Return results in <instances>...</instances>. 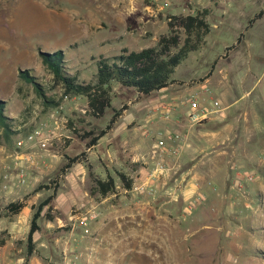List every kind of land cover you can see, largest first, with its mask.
<instances>
[{
    "label": "rangeland",
    "instance_id": "1",
    "mask_svg": "<svg viewBox=\"0 0 264 264\" xmlns=\"http://www.w3.org/2000/svg\"><path fill=\"white\" fill-rule=\"evenodd\" d=\"M125 1L127 3L122 0H0V100L4 101L3 114L8 118L7 135L0 127V214L6 203L20 201L23 197L32 207L37 206L51 191L30 193L39 185L54 181L56 185L51 187L55 186V198L48 211L52 221L40 218V229L34 234L33 255L39 264H264V135L245 136L242 151L210 153L218 155L212 167L205 168H192L199 153L185 165L182 164L184 152L167 159L152 147L148 154L117 144L109 147V157L106 153L97 154L93 149H86L87 140L81 141L73 134L69 123L80 134L98 132L108 123L113 110L126 107L125 112H129L118 119L112 132L125 134V123L132 113L150 109L152 94L143 96L114 84L111 109L100 119L86 117L85 98L64 100L61 85L55 82L40 56L61 51L66 70L79 81L89 82L97 74L100 58L114 57L122 49L140 51L155 46L159 36L167 31L169 15L193 14L195 9L212 1L226 5L230 14L217 24V29L214 25L221 13L213 11L216 17L212 16L209 22L211 29L206 45L190 53L172 76V79L187 81L200 74L204 65L210 64L226 46L235 43L246 18L264 9V0ZM118 2L128 6L117 10L113 4L117 7ZM248 12L249 17L245 18ZM144 15L149 21L137 26L135 16ZM260 20L249 34L256 35L259 31L264 34V15ZM132 27L137 28L134 34L129 32ZM193 59L203 65L190 68ZM237 62L233 59L232 66L239 67ZM24 70L34 78L38 92L34 84L19 77V72ZM255 88L248 97V101L253 102L254 113L249 111L250 117L242 121L241 127L253 126L251 118L256 116L257 126L264 129V79L260 78ZM187 90L188 87L183 89L186 94L183 99L190 94ZM47 100L57 101L62 109L46 104ZM40 122L47 123L51 139L47 159L44 157V163L38 168H29L33 174H27L26 183L21 185L17 183L13 155L25 150H17L15 142ZM135 123L141 122L135 121L129 127H135ZM152 138L155 142L156 138ZM260 147L263 149L257 151ZM96 150L99 153L98 147ZM81 153L85 155L83 164L73 165L62 176L59 170L65 159L61 157L53 162L48 156L74 157ZM132 157L135 162L131 161ZM158 163L165 166L166 172L157 182H152L150 195L147 192L124 194L117 178L114 194L105 199L90 195L94 178L114 174L117 169L130 177L132 174L135 187L145 182ZM195 172L202 177L199 186L207 195L194 193L184 200L186 182ZM151 199L160 215L153 223L155 231L148 233L146 225L150 221L139 216L135 220L117 217L118 212L124 213V209L135 207V203L142 207ZM190 205L193 207L188 210ZM179 208L183 209L182 213ZM175 209L179 210L177 216ZM46 211L47 207L42 214ZM89 213H94L95 218L88 220L85 227L79 226L77 219ZM9 236L10 251L15 252V257L25 259V228L15 232L7 228L0 231V239Z\"/></svg>",
    "mask_w": 264,
    "mask_h": 264
},
{
    "label": "crops",
    "instance_id": "2",
    "mask_svg": "<svg viewBox=\"0 0 264 264\" xmlns=\"http://www.w3.org/2000/svg\"><path fill=\"white\" fill-rule=\"evenodd\" d=\"M122 2L127 3V1L125 0H122ZM128 3H131V0H128ZM211 3H209L208 5H203L201 8L197 9H211V14L208 17V22H210L211 17L213 16V11L218 10L219 13H221V17H218L220 18V20L215 23L216 25H214L215 28H217V24H220V21L226 16V14H230V12L227 10L226 5H219V3L216 4L214 1H212ZM124 5L126 7L128 6V4H121L120 2H118L117 7L115 4H113V7L117 8L118 10L120 8H124ZM197 9H195V11ZM195 11L193 14L188 15H194ZM261 12L262 15L260 16V18L256 19L249 26V21ZM248 14L249 12L245 13V18L248 16ZM178 15L183 14L174 13L169 16ZM263 15L264 9L252 13L250 17L248 16L249 18H246L247 22L245 26L242 28V30L240 28L239 33L236 34L237 38L235 43L231 46H226L223 51L219 52L215 56L210 64H205V68L201 71L200 74L198 73L193 75V78H189V80L187 81L173 78V83L169 84V86L157 92L151 93L152 95L151 97L149 96L150 101L148 104L150 106V109L147 110V112H139V114H136L132 111L133 113L131 117H129L128 121L125 123V134H122V131L119 133H112L113 127L117 123L118 119L123 114H127L129 112H125V110H123L112 128L97 141V144L94 147L87 150L93 149L97 154L101 153L103 155L104 153H106L105 156L109 157V147L119 144L120 147H130V149H133L134 151L141 150L149 154V151H151V147L155 148L156 141H152V137L157 138L158 132L169 131L180 135L181 141L179 142L180 145L178 153L184 152V156H186L182 157L185 158V161H183L182 164H187V162H189L188 160H191L195 155L199 153V159L192 165V168H205L212 167V162L215 158H217L218 155V153L215 155L210 153L216 151H218L219 154L226 152L233 153L238 150L242 151V146H244L243 138L245 136L264 135V129L257 126L256 116L251 118L253 126H251L250 128L241 127L242 121H247L249 119L250 112L254 113L253 102H249L248 97L251 95V93H254L256 91L257 88H255V83H257L260 78L264 79V34L262 31H259V33L256 35L249 34L250 29H252L261 21L260 19ZM135 17L136 23H134L137 26H140V24L149 21L148 17H145V15ZM137 19L141 20L137 21ZM136 31L137 28L133 27L129 30L131 34H134ZM240 35H242L240 37V41L237 42V39ZM206 43L207 41L205 39L204 45H206ZM228 47H231V49L226 50V48ZM230 53H232V55H230ZM187 59L188 57L183 62H185ZM233 59L238 61L237 65L239 67L232 66L231 61L233 62ZM193 61L194 63L190 64L189 66L192 69H196L197 66L203 65L202 62H199L198 59H193ZM193 64L195 65L193 66ZM227 64H229L230 66H228ZM185 69L189 70L187 66H185ZM192 81L193 84L190 85L189 83ZM185 87H188L187 91H189L190 94L188 97L183 99L182 97L186 95L183 91ZM190 96H193L199 103V106L203 109H206L207 111H213V102L218 101L221 106V110L219 112H213L209 115L207 120L194 127V125H191L189 123L186 117L189 111L188 98ZM139 103L140 102L138 101L137 104ZM165 107L168 108L167 112L165 110ZM165 113H168V116L166 118ZM135 121L141 123H135V127L133 128L129 127L131 124H134ZM136 125H138V127H136ZM175 144L177 145L178 143L167 142L166 147L169 150L170 147L175 146ZM75 147L72 151L75 150ZM97 147L99 149V153L96 150ZM262 149L263 148L260 147V149L256 150L258 151ZM72 151L69 152L71 153ZM65 155L66 154H62V156H56L55 154H52L50 156L48 154L49 158H53V162L60 160L61 157L64 159ZM178 155L179 154H177L176 156H171L169 154H165L163 155V157L165 156L167 159H171L173 157H177ZM45 158L47 159L46 156ZM131 161L135 162L136 159L132 157ZM81 164H83V162L75 163L73 165ZM106 168L108 170V167ZM145 170V168L142 170L143 175L145 174ZM27 174L31 176L33 172L28 171ZM107 174L110 173H106L101 179H105ZM110 175L114 176V174ZM130 175L132 177V174ZM158 180L154 182H157ZM201 180L202 177L199 176L198 172H195V174H193L188 179L185 185L184 200H188L194 193H205L207 195V192L203 191V187L199 186L202 183ZM33 191L30 193V195H33L32 193H37ZM47 191H51L52 193V189ZM123 192L124 194L133 193L132 191L127 192L125 190H123ZM210 192V189H208V193ZM36 196L37 195H35V197ZM20 201H23L24 206L18 214L12 216L11 218H0V231H5L7 228L15 232L17 230H20L21 228H25L27 236L32 215V206L30 205V202H25V197L21 198ZM153 201L154 199L144 202L142 207L135 203V207L124 209V213L118 212L117 217H129L135 220L139 216L145 221L149 220L150 222L146 226L148 227L147 232L151 233L152 231H155L152 230L156 227L155 225H153L154 221H156V219L160 217V215H158V213L155 211V204ZM180 211L182 213L183 209H180ZM178 212L179 210L175 209V216H177ZM1 240H3V244H0V264H23V262H26L28 264H39L37 258L33 254L30 257L25 258L26 260L23 259V257H15V252H11L10 250L12 249H10V247H8L7 245V242L10 240V236L6 239H0V242Z\"/></svg>",
    "mask_w": 264,
    "mask_h": 264
},
{
    "label": "trees",
    "instance_id": "3",
    "mask_svg": "<svg viewBox=\"0 0 264 264\" xmlns=\"http://www.w3.org/2000/svg\"><path fill=\"white\" fill-rule=\"evenodd\" d=\"M211 14L210 8L197 9L194 15H178L167 17V32L159 36L157 43L153 47L145 48L140 51H128L122 49L120 54L111 58H100L97 61V74L89 82L79 81L75 74H70L63 66V56L61 51L51 54L41 53L42 62L53 75L56 83L60 84L63 96L67 98L83 97L86 100L85 116L94 119H100L108 109H111L112 86L118 84L124 88L131 89L136 93L148 96L173 83L172 76L176 68L188 57L190 53L196 52L205 44V39L210 33V24L208 17ZM262 12L256 15L248 23L250 26L256 19L260 18ZM237 42L240 41V37ZM231 47L226 48L230 50ZM19 77L30 84H34L38 92L39 87L34 82V78L29 75L27 70L20 71ZM53 107H57V101H46ZM4 101L0 100V127L4 130V135L8 132V118L3 114ZM126 107L119 110H113L112 116L103 129L98 132L87 131L80 134L78 130L72 128L69 123V129L80 140H87L85 147L90 149L97 144V141L103 137L114 125L121 112ZM83 122V121H80ZM69 141H65L67 146ZM84 153L74 157L64 156L65 163L59 170V175H63L75 163L83 162ZM114 176L107 174L105 179L94 178L93 186L90 189V195L99 199H105L114 194L117 190L116 178L120 187L131 192L134 186V180L127 173L114 171ZM54 181L48 185H39L33 192L42 189L50 190L48 195L37 206L32 207V215L29 224V230L26 236V258L35 252L34 234L39 231L38 221L44 217L51 221L49 214L50 202L55 197ZM23 201H15L6 204L3 208L1 217L11 218L18 214L23 208ZM47 211L42 214L43 209ZM0 244H3L1 240Z\"/></svg>",
    "mask_w": 264,
    "mask_h": 264
},
{
    "label": "built area",
    "instance_id": "4",
    "mask_svg": "<svg viewBox=\"0 0 264 264\" xmlns=\"http://www.w3.org/2000/svg\"><path fill=\"white\" fill-rule=\"evenodd\" d=\"M64 100H67V96H63ZM189 111L187 113V119L191 125H196L204 122L208 119L209 115L213 112H219L221 110V106L218 101L213 102L214 110L207 111L199 106L197 100L190 96L189 100ZM59 110L62 109L61 105L57 106ZM56 107V108H57ZM166 112L168 108L165 107ZM168 116V113H165V118ZM56 123V122H54ZM180 135L177 133L165 131L158 132L156 142H155V150L161 156L165 154H169L171 156H176L179 152L180 145ZM178 143L175 146L168 148L166 147V143ZM51 139L47 134V123L40 122L35 126L28 134L24 137L18 139L15 142V148L17 150H25L24 153L16 152L14 156V169L16 171V179L18 184H25L27 180V172L29 168H38L40 164L44 163V157L46 153H48V147L50 146ZM166 172V168L162 163H158L156 167L148 174L146 181L139 185L135 186L132 189V192L142 193H152V182L158 180L160 177L164 175ZM251 180L250 177L247 178ZM183 180V179H182ZM192 205L188 206V210L192 209ZM95 218L94 213H89L87 216H81L78 218V225L85 227L87 225L88 220H93Z\"/></svg>",
    "mask_w": 264,
    "mask_h": 264
}]
</instances>
